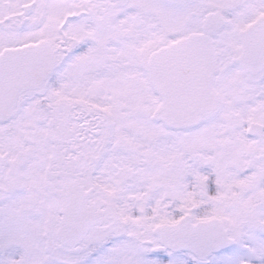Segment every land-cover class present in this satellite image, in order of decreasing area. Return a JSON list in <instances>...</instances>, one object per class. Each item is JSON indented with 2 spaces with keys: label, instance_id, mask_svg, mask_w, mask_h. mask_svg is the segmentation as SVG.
Instances as JSON below:
<instances>
[{
  "label": "snow or ice",
  "instance_id": "snow-or-ice-1",
  "mask_svg": "<svg viewBox=\"0 0 264 264\" xmlns=\"http://www.w3.org/2000/svg\"><path fill=\"white\" fill-rule=\"evenodd\" d=\"M0 264H264V0H0Z\"/></svg>",
  "mask_w": 264,
  "mask_h": 264
}]
</instances>
